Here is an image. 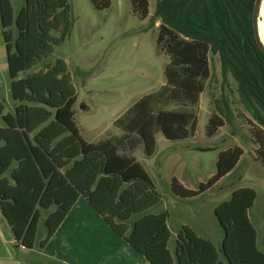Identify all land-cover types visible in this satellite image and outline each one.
I'll return each instance as SVG.
<instances>
[{
  "label": "trees",
  "instance_id": "1",
  "mask_svg": "<svg viewBox=\"0 0 264 264\" xmlns=\"http://www.w3.org/2000/svg\"><path fill=\"white\" fill-rule=\"evenodd\" d=\"M254 1L156 0L154 17L160 22L156 42L169 58L165 84L116 121L120 137L93 144L82 139L74 121L77 94L65 62L56 60L30 72L69 33L68 0H24L15 18L9 0H0L14 102L12 112L0 102V212L16 247L44 248L83 197L150 264H264L248 216L256 194L248 187L234 190L214 210L223 232L219 248L182 226L172 256L169 214L151 212L160 196L133 155L139 145L147 157L154 155L158 132L169 141L194 136L195 108L209 77L211 52L219 57L222 75L230 74L236 82L240 102L259 128L254 136L264 159V55L253 33ZM130 3L141 20L148 17V0ZM96 5L106 9L110 0ZM168 103H176L179 110L161 108ZM223 125L220 118L211 117L207 136ZM242 156L240 147L221 150L216 173L206 183L190 190L173 178L171 189L182 199L199 197L228 177ZM41 220L45 234L40 239Z\"/></svg>",
  "mask_w": 264,
  "mask_h": 264
},
{
  "label": "rangeland",
  "instance_id": "2",
  "mask_svg": "<svg viewBox=\"0 0 264 264\" xmlns=\"http://www.w3.org/2000/svg\"><path fill=\"white\" fill-rule=\"evenodd\" d=\"M100 1L68 0L69 33L47 59L30 70L37 72L56 60L65 62L77 94L74 121L82 139L93 144L122 135L116 121L142 97L164 86V72L169 63L156 42L160 24L154 17L156 0H148L149 15L144 20L133 13L130 0H110L106 9L97 7ZM9 2L15 18L24 0ZM11 32L15 40L14 26ZM208 62L209 77L203 82L204 91L195 108L194 136L169 141L158 132L154 155L147 157L143 145L133 154L160 196L159 204L151 212L169 214L171 252L175 250L176 234L182 226H188L219 248L223 232L214 210L240 187L255 191L256 198L248 216L257 234V248L264 252V159L258 153L254 136L259 128L242 106L234 79L230 74L222 75L218 55L210 52ZM6 63L0 19V102L12 112L14 105ZM161 108L179 110L176 103ZM213 116L220 118L224 125L208 137L206 128ZM233 147H240L243 156L228 177L196 198L182 199L173 193V178L186 189L197 190L216 173L219 152ZM39 229H43L42 220Z\"/></svg>",
  "mask_w": 264,
  "mask_h": 264
},
{
  "label": "crops",
  "instance_id": "3",
  "mask_svg": "<svg viewBox=\"0 0 264 264\" xmlns=\"http://www.w3.org/2000/svg\"><path fill=\"white\" fill-rule=\"evenodd\" d=\"M7 104L5 101V105ZM11 104L14 105L13 99ZM136 160L138 161L137 158ZM42 230L39 229L38 232L40 239L45 234ZM171 254L174 256V251ZM0 264L150 263L116 235L89 203L80 197L42 249L27 250L16 247L12 233L0 212Z\"/></svg>",
  "mask_w": 264,
  "mask_h": 264
},
{
  "label": "water",
  "instance_id": "4",
  "mask_svg": "<svg viewBox=\"0 0 264 264\" xmlns=\"http://www.w3.org/2000/svg\"><path fill=\"white\" fill-rule=\"evenodd\" d=\"M263 3H264V0L254 1L253 11H252V27H253V33H254L257 46L259 50L261 51V53L264 55V45L262 44V41L260 39V29H259L260 10H261V6Z\"/></svg>",
  "mask_w": 264,
  "mask_h": 264
},
{
  "label": "bare ground",
  "instance_id": "5",
  "mask_svg": "<svg viewBox=\"0 0 264 264\" xmlns=\"http://www.w3.org/2000/svg\"><path fill=\"white\" fill-rule=\"evenodd\" d=\"M259 29H260V39L262 41V44L264 45V3L262 4L260 10Z\"/></svg>",
  "mask_w": 264,
  "mask_h": 264
}]
</instances>
